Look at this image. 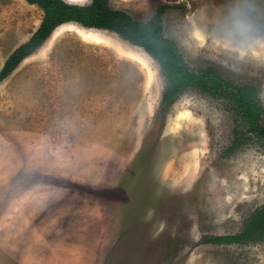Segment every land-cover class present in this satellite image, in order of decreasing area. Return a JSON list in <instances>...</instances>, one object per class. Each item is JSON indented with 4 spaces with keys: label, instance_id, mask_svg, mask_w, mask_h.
Listing matches in <instances>:
<instances>
[{
    "label": "rangeland",
    "instance_id": "374dc122",
    "mask_svg": "<svg viewBox=\"0 0 264 264\" xmlns=\"http://www.w3.org/2000/svg\"><path fill=\"white\" fill-rule=\"evenodd\" d=\"M109 2L140 21L166 5L187 65L253 85L264 118V55L215 39L228 0ZM43 14L0 0V70ZM166 85L143 48L72 22L0 84V264H264V240H208L264 206V141L231 150L246 125L229 102L189 88L163 111Z\"/></svg>",
    "mask_w": 264,
    "mask_h": 264
},
{
    "label": "trees",
    "instance_id": "16d2710c",
    "mask_svg": "<svg viewBox=\"0 0 264 264\" xmlns=\"http://www.w3.org/2000/svg\"><path fill=\"white\" fill-rule=\"evenodd\" d=\"M43 11V19L31 38L16 48L0 70V84L35 53L61 25L72 22L90 29H103L117 33L122 39L143 48L160 65L167 85L160 109L167 111L180 94L197 88L215 97L226 99L245 122L230 147L234 150L250 137L264 140V118L261 100L253 85H237L224 78L216 68H191L185 62L177 43L164 34L163 15L166 5L160 7L148 21H140L123 10L115 9L109 0H92L89 4H76L66 0H26ZM210 242L235 244L264 240V206L254 212L245 228L236 234L209 237Z\"/></svg>",
    "mask_w": 264,
    "mask_h": 264
},
{
    "label": "clouds",
    "instance_id": "9594fccd",
    "mask_svg": "<svg viewBox=\"0 0 264 264\" xmlns=\"http://www.w3.org/2000/svg\"><path fill=\"white\" fill-rule=\"evenodd\" d=\"M264 0H228L220 17L215 22V39L220 41L226 54L236 56L241 60H253L251 55L258 51L264 55ZM244 56H240V52Z\"/></svg>",
    "mask_w": 264,
    "mask_h": 264
},
{
    "label": "snow or ice",
    "instance_id": "6c2138e0",
    "mask_svg": "<svg viewBox=\"0 0 264 264\" xmlns=\"http://www.w3.org/2000/svg\"><path fill=\"white\" fill-rule=\"evenodd\" d=\"M24 181L25 182H34V178L33 177H25Z\"/></svg>",
    "mask_w": 264,
    "mask_h": 264
},
{
    "label": "water",
    "instance_id": "95a60500",
    "mask_svg": "<svg viewBox=\"0 0 264 264\" xmlns=\"http://www.w3.org/2000/svg\"><path fill=\"white\" fill-rule=\"evenodd\" d=\"M109 31V30H108ZM113 33H115V32H113ZM117 34V33H116ZM118 35V34H117ZM119 36V35H118ZM120 37V36H119ZM124 40V39H123ZM124 41H126V40H124ZM126 42H128V43H130L129 41H126ZM131 45H133L132 43H130ZM133 46H136V45H133ZM137 47V46H136Z\"/></svg>",
    "mask_w": 264,
    "mask_h": 264
},
{
    "label": "flooded vegetation",
    "instance_id": "af4514ba",
    "mask_svg": "<svg viewBox=\"0 0 264 264\" xmlns=\"http://www.w3.org/2000/svg\"><path fill=\"white\" fill-rule=\"evenodd\" d=\"M262 140H263V139H262ZM263 141H264V140H263ZM253 214H254V213H253ZM253 214H252V215H253ZM252 215H251V216H252ZM251 216H250V217H251ZM248 220H249V219H248Z\"/></svg>",
    "mask_w": 264,
    "mask_h": 264
},
{
    "label": "crops",
    "instance_id": "0c3cea01",
    "mask_svg": "<svg viewBox=\"0 0 264 264\" xmlns=\"http://www.w3.org/2000/svg\"><path fill=\"white\" fill-rule=\"evenodd\" d=\"M22 258V257H21ZM22 260V259H21ZM24 261V260H23Z\"/></svg>",
    "mask_w": 264,
    "mask_h": 264
}]
</instances>
